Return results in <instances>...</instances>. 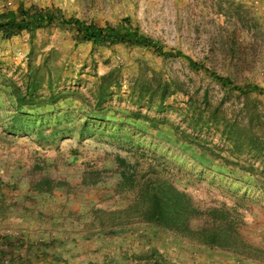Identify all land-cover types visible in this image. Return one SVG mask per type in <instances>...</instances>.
Segmentation results:
<instances>
[{"label":"rangeland","instance_id":"1","mask_svg":"<svg viewBox=\"0 0 264 264\" xmlns=\"http://www.w3.org/2000/svg\"><path fill=\"white\" fill-rule=\"evenodd\" d=\"M20 3L130 18L166 50L264 87V0H0V13ZM110 74L114 93L91 115ZM260 146L264 93L183 57L77 44L58 24L0 33V264H264L126 212L143 183L166 180L195 207H234L244 239L264 247Z\"/></svg>","mask_w":264,"mask_h":264},{"label":"trees","instance_id":"2","mask_svg":"<svg viewBox=\"0 0 264 264\" xmlns=\"http://www.w3.org/2000/svg\"><path fill=\"white\" fill-rule=\"evenodd\" d=\"M55 24L73 30L77 44L92 43L97 46L137 45L147 47L164 57L185 58L192 69L204 71L223 86L243 93L253 91L264 93V87L262 86L236 84L230 77L221 75L191 56L184 55L182 52L166 50L158 40L141 32L130 18H124L115 23L99 24L70 16L58 6H27L24 3H20L17 9L0 13V33L7 39L24 31L34 32ZM102 79L103 81L100 83L93 100L94 104L91 109L94 112L91 115H97L98 110H101V106L114 93L110 89L111 82H108L109 80L112 81L111 74L103 76ZM259 139L258 141L255 139L256 147L262 143ZM257 151H259V154L256 157L264 168V147L260 146ZM250 167V171H257L255 165ZM261 172L264 173V170L261 169ZM254 182L261 184L262 189H264V181L256 179ZM133 206L137 208L135 214L126 211L131 219L136 217L146 222H153L159 226L181 232L183 235H187L202 244L227 248L248 258L262 257L264 259V247L252 246L244 239L234 207H228L226 204L221 207L206 209L195 207L186 192L166 180L160 181L159 184L143 183ZM112 214H122V211H115ZM197 220L202 224H197Z\"/></svg>","mask_w":264,"mask_h":264}]
</instances>
